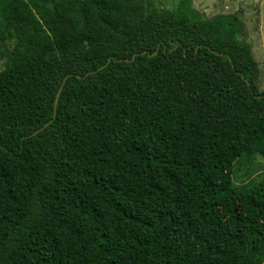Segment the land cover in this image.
Instances as JSON below:
<instances>
[{
    "label": "trees",
    "instance_id": "1",
    "mask_svg": "<svg viewBox=\"0 0 264 264\" xmlns=\"http://www.w3.org/2000/svg\"><path fill=\"white\" fill-rule=\"evenodd\" d=\"M0 68V264H264L241 12L0 0Z\"/></svg>",
    "mask_w": 264,
    "mask_h": 264
},
{
    "label": "rangeland",
    "instance_id": "2",
    "mask_svg": "<svg viewBox=\"0 0 264 264\" xmlns=\"http://www.w3.org/2000/svg\"><path fill=\"white\" fill-rule=\"evenodd\" d=\"M181 0H153L158 10H175ZM194 7L208 18L219 14L244 15L245 35L261 70L260 89L264 91V0H192ZM1 69V68H0ZM264 177V157L241 160L236 167L235 182L241 188Z\"/></svg>",
    "mask_w": 264,
    "mask_h": 264
},
{
    "label": "water",
    "instance_id": "3",
    "mask_svg": "<svg viewBox=\"0 0 264 264\" xmlns=\"http://www.w3.org/2000/svg\"><path fill=\"white\" fill-rule=\"evenodd\" d=\"M143 54H146V53H143ZM136 58V55L134 56V59ZM109 61H111V60H109ZM66 79L67 78H65L64 79V81H63V84H62V86H61V89L64 87V85H65V82H66ZM59 95H60V91L58 92V95H57V98H56V103H55V107L57 106V104H58V101H59ZM48 125V124H47ZM47 125H45L43 128H41V129H39V130H37V131H35V132H33L32 134H30V136L29 137H33V136H36L38 133H40ZM29 137H27V138H29Z\"/></svg>",
    "mask_w": 264,
    "mask_h": 264
}]
</instances>
